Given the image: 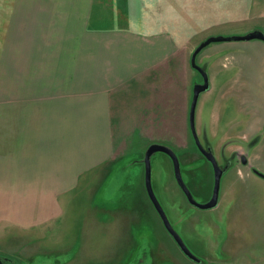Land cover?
Segmentation results:
<instances>
[{
	"label": "crops",
	"instance_id": "crops-1",
	"mask_svg": "<svg viewBox=\"0 0 264 264\" xmlns=\"http://www.w3.org/2000/svg\"><path fill=\"white\" fill-rule=\"evenodd\" d=\"M28 1L7 28L0 238L56 235L64 209L90 203L130 144L137 156L152 143L184 148L198 38L240 8L264 17V0ZM144 191L135 203L150 213Z\"/></svg>",
	"mask_w": 264,
	"mask_h": 264
},
{
	"label": "rangeland",
	"instance_id": "rangeland-1",
	"mask_svg": "<svg viewBox=\"0 0 264 264\" xmlns=\"http://www.w3.org/2000/svg\"><path fill=\"white\" fill-rule=\"evenodd\" d=\"M42 2L44 8H52L59 0ZM24 3L0 0L2 120L6 119L7 28L21 14ZM28 3L38 8L36 1ZM132 7L138 10L137 5ZM241 10L236 17L222 18L197 42L208 36H241L253 30L264 33V17L245 16ZM196 64L206 72L209 84L195 107L198 140L213 152L218 164L231 163L221 177L219 202L209 209L189 204L175 180L171 159L163 152L150 158L153 192L172 227L201 259L200 264H264V179L251 170L264 173V135H260L264 123H259V129L253 120L255 115L264 118V41L210 43L197 54ZM193 74L195 85L201 76L194 70ZM188 135L184 148L179 143L159 144L174 149L185 184L202 203L212 192L213 169L199 153L190 132ZM136 149L130 144L127 157L116 163L105 180L101 178L90 188V203L84 205L79 200L81 204L64 209L56 220V235L47 232L38 237L35 230L27 229L19 234L11 232L0 238V257L15 260L7 264H195L165 231L156 211L148 213L135 203L136 192L144 188V182L136 180V170H144L145 152L137 150V156ZM239 156L247 157L246 165ZM145 194L140 203L147 201Z\"/></svg>",
	"mask_w": 264,
	"mask_h": 264
},
{
	"label": "water",
	"instance_id": "water-1",
	"mask_svg": "<svg viewBox=\"0 0 264 264\" xmlns=\"http://www.w3.org/2000/svg\"><path fill=\"white\" fill-rule=\"evenodd\" d=\"M251 39H259L264 41V33L259 30H253L251 32H248L244 35L241 36H209L205 40L199 43V45L194 49L191 55L190 59V64L191 67L199 71L202 76H203V84H195L193 87V96H192V101L190 104V111H189V128L191 131V134L193 136V139L195 141V145L200 151L205 159L211 164L212 169H213V187H212V193L210 199L205 202V203H199L196 201L185 184L182 174H181V169H180V161L179 158L176 154V152L169 146L162 145L159 143H152L150 144L145 152H144V157H143V163H144V186L145 190L147 193V196L152 203L154 209L158 213L164 227L166 228L167 232L171 235L173 238L174 242L178 245L179 249L181 252L189 259L199 262L200 259L196 257L186 246L182 238L179 236V234L174 230V228L171 226L165 211L163 210L162 206L160 205V202L158 201L157 197L155 196L152 185H151V163H150V158L152 154L155 152H163L167 154L172 162L173 165V172H174V177L175 180L182 190L183 194L185 195L187 201L193 205L194 207L201 208V209H206V208H212L216 206L219 198V189H220V179L223 174V170L219 166L213 152L211 150H208L204 148L201 143L198 140L196 130H195V123H194V117H195V107L197 103V99L199 94L202 91L208 90L209 84H208V78L206 72H204L196 63H195V58L197 54L206 46H208L210 43L213 42H221V41H236V40H251ZM243 163H245V160H242ZM258 173V172H257ZM259 175H262L261 173H258ZM263 176V175H262ZM10 258H1L0 257V264H4L5 261H10Z\"/></svg>",
	"mask_w": 264,
	"mask_h": 264
},
{
	"label": "flooded vegetation",
	"instance_id": "flooded-vegetation-1",
	"mask_svg": "<svg viewBox=\"0 0 264 264\" xmlns=\"http://www.w3.org/2000/svg\"><path fill=\"white\" fill-rule=\"evenodd\" d=\"M209 37V36H208ZM207 37V38H208ZM206 39V38H205ZM205 39H203V40H205ZM203 40H201L200 42H202ZM199 42V43H200ZM199 45V44H198ZM197 45V46H198ZM196 46V47H197ZM194 51V50H193ZM192 55V54H191ZM191 59V58H190ZM195 63H196V58H195ZM202 69V68H201ZM193 70L194 71H197L196 69H194L193 68ZM203 71H204V69H202ZM199 74H200V76H201V81L199 82V84H203V76H202V74L199 72V71H197ZM205 72V71H204ZM193 87H194V85H193ZM208 89H209V87H208ZM206 91V90H205ZM203 92V91H202ZM200 95V94H199ZM192 96H193V88H192ZM192 96H191V101H192ZM199 97V96H198ZM198 100V99H197ZM190 104H191V102H190ZM189 111H190V107H189ZM254 124H255V126L257 125H259V123H261V122H263L264 123V118H263V116H256L255 115V117H254ZM259 127V126H258ZM259 129H262L261 127H259ZM189 132H190V135H191V137H192V140H193V142H194V144H195V141H194V139H193V136H192V134H191V131H190V128H189ZM261 136H263L264 135V133H261L260 134ZM259 135V136H260ZM262 138V137H261ZM197 148V147H196ZM173 149V148H172ZM174 150V149H173ZM209 150V149H208ZM199 153L203 156V154L199 151ZM244 153H246L245 151H244ZM247 155V154H246ZM204 157V156H203ZM235 157H237L236 155H235ZM239 158H240V161H241V163H242V165H246L247 164V157H245V156H239ZM245 160V163H243L242 162V160ZM236 161H237V158H236ZM230 161H228L225 165H220L219 164V166L221 167V169L223 170V174L227 171V169H228V167H230ZM252 170V172H253V174L254 175H257V176H259L260 178H263L264 179V173H262V172H260V171H258V170H256V169H251ZM261 173L262 175H259L258 173ZM222 174V175H223ZM222 177V176H221ZM220 182H221V179H220ZM212 193V192H211ZM219 194H220V189H219ZM185 196V195H184ZM210 197H211V195H210ZM210 197L207 199V200H205L204 202H202V203H205V202H207L209 199H210ZM186 198V197H185ZM218 202H219V198H218ZM218 202H217V204H218ZM189 203V202H188ZM152 204V203H151ZM190 204V203H189ZM217 204H216V206H217ZM153 206V205H152ZM193 206V205H192ZM197 208V207H196ZM212 208H215V206L214 207H212ZM206 209H209V208H206ZM153 210L154 211H156L155 209H154V207H153ZM157 213V212H156ZM157 215H158V213H157ZM167 216V215H166ZM158 217H159V215H158ZM168 218V217H167ZM159 220H160V222H161V224L163 225V223H162V221H161V219H160V217H159ZM169 220V219H168ZM171 224V223H170ZM172 226V225H171ZM163 227H164V225H163ZM164 229H165V231L167 232V230H166V228L164 227ZM175 230V229H174ZM176 231V230H175ZM177 232V231H176ZM168 234H169V232H167ZM178 233V232H177ZM169 236L171 237V235L169 234ZM180 236V235H179ZM181 237V236H180ZM172 238V237H171ZM172 240H173V238H172ZM174 241V240H173ZM176 244V243H175ZM177 245V244H176ZM177 247H178V245H177ZM179 248V247H178ZM190 250V249H189ZM194 254V253H193ZM196 256V255H195ZM11 258V257H10ZM13 259V258H12ZM10 262H15V260L13 259V260H10V261H5L4 262V264H7V263H10ZM195 261H193V263H194ZM201 263V259H200V261L199 262H195V264H200Z\"/></svg>",
	"mask_w": 264,
	"mask_h": 264
}]
</instances>
